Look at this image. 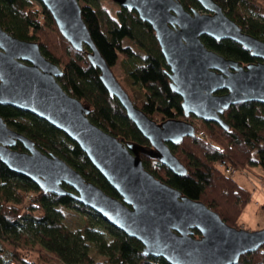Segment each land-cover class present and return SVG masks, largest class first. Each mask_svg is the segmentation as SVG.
Segmentation results:
<instances>
[{
    "label": "water",
    "instance_id": "water-1",
    "mask_svg": "<svg viewBox=\"0 0 264 264\" xmlns=\"http://www.w3.org/2000/svg\"><path fill=\"white\" fill-rule=\"evenodd\" d=\"M37 1L71 48L86 54L103 88L121 105L150 149L125 145L94 125L89 107L58 84L63 72L44 57L39 45L19 40L0 27V106L33 115L62 133L85 154L120 200L86 182L58 156L40 152L1 117L0 163L41 193L69 197L94 212L139 242L146 258L168 264H238L241 256L264 246V229L248 232L229 227L202 202L183 196L144 169L140 155L156 160L176 177L186 176L185 167L168 145L193 138V124L187 120L157 123L135 107L93 44L77 0ZM110 1L135 12L152 28L169 68V88L181 99L185 119L217 124L228 131L221 119L225 111L243 103L264 104V42L244 33L216 2L194 0L202 11H186L180 0ZM202 37L231 41L258 62L241 67L208 50ZM16 144L23 151H15Z\"/></svg>",
    "mask_w": 264,
    "mask_h": 264
},
{
    "label": "trees",
    "instance_id": "trees-1",
    "mask_svg": "<svg viewBox=\"0 0 264 264\" xmlns=\"http://www.w3.org/2000/svg\"><path fill=\"white\" fill-rule=\"evenodd\" d=\"M77 1L84 4L82 20L105 63L111 70L119 59L128 65L126 76L116 80L135 107L157 123L194 120L184 118L181 99L169 88V68L152 28L141 22L135 12L125 9L118 8L116 17H111L103 9L102 0ZM213 1L244 33L264 42V0ZM180 2L186 11H202L194 0ZM0 27L19 40L39 45L44 57L63 72L58 84L66 94L89 107V119L94 125L125 145L150 149L121 105L103 88L99 72L91 67L86 54L71 48L50 13L37 0H0ZM124 40L132 46L123 45ZM201 41L208 50L241 67L258 62L231 41L216 42L207 37ZM135 58H140L139 65ZM0 117L11 130L34 142L40 152L58 156L86 182L120 200L85 154L62 133L12 107L0 106ZM221 119L228 131L217 124L195 121L193 138H184L176 146L168 145L185 167L184 177L174 176L146 155H140V159L144 169L156 179L183 196L202 202L227 226L240 229L238 220L251 194L223 174L218 164L224 162L234 172L248 168L264 171V104L249 102L231 107ZM13 149L23 151L20 144ZM29 194L35 199L26 213L20 206ZM76 215H81L83 226L71 222V216ZM194 237L199 238L196 231ZM52 259L58 264H168L163 259L142 256L139 242L115 230L73 199L43 194L29 180L11 173L0 163V264H52ZM238 264H264V246L241 256Z\"/></svg>",
    "mask_w": 264,
    "mask_h": 264
},
{
    "label": "rangeland",
    "instance_id": "rangeland-1",
    "mask_svg": "<svg viewBox=\"0 0 264 264\" xmlns=\"http://www.w3.org/2000/svg\"><path fill=\"white\" fill-rule=\"evenodd\" d=\"M79 5L80 7L84 6L83 3H79ZM102 7L111 17H116V11L119 8L117 4L111 2L110 0H102ZM123 45H130V43L127 40H124ZM135 62L139 65L141 63L140 58H135ZM127 66V64H122L121 59H119L118 63L112 67L111 70L114 77L116 79L124 78L126 76ZM195 121L198 120L194 119L190 122L194 123ZM208 142H210V139ZM230 177L241 188L247 190L251 194L245 210L238 220V227L248 232H256L264 229V190L261 187V183L263 184L264 181V171L256 168L235 170ZM70 219L74 226L79 227L84 224L81 215L71 216ZM38 250L44 254L42 249ZM51 263L58 264V262L54 259H52Z\"/></svg>",
    "mask_w": 264,
    "mask_h": 264
},
{
    "label": "built area",
    "instance_id": "built-area-1",
    "mask_svg": "<svg viewBox=\"0 0 264 264\" xmlns=\"http://www.w3.org/2000/svg\"><path fill=\"white\" fill-rule=\"evenodd\" d=\"M199 136L202 137L205 141L207 142L209 141V139L203 133H200ZM218 169L223 174L228 175V176H231L234 173L232 168L227 166L224 162L221 164H218ZM261 187L264 190V181H263V184L261 183ZM34 199H35V196L33 194H29L28 197H26V199L24 200L23 204L20 206L21 210L27 213L28 207L33 204Z\"/></svg>",
    "mask_w": 264,
    "mask_h": 264
}]
</instances>
